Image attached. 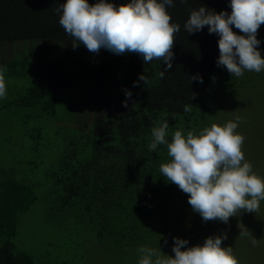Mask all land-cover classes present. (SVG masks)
I'll use <instances>...</instances> for the list:
<instances>
[{"label":"trees","instance_id":"1","mask_svg":"<svg viewBox=\"0 0 264 264\" xmlns=\"http://www.w3.org/2000/svg\"><path fill=\"white\" fill-rule=\"evenodd\" d=\"M62 2L0 0V70L6 92L10 94V86L24 78L34 80L13 99L9 96L0 109L33 107L35 116L16 114L25 119L24 135L29 141L50 142L54 133L67 141L58 159L45 170L38 165L39 160L32 161L33 167L27 170L30 176L37 174V179L8 177L0 183V236L5 239L0 244V264H38L29 252L16 249L12 240L21 216L41 196L38 189L42 185L50 186L46 195L52 192L57 196L62 208L81 206L87 212L98 209L102 214V240L116 232L130 237V230L138 228L141 220L156 218L163 206L179 202L177 185L159 172V164L170 159L166 145L147 148L151 128L166 119V139H170L177 129L195 134L209 123L222 125L226 118L221 111L223 105H215L217 95L224 93L228 84L232 94L244 92L232 85L243 78L215 64L216 34L208 33L207 26L192 33L183 28L191 9L204 5L209 10L230 11L227 0H175L174 6L166 8L170 22L180 25L173 35L172 65L166 70L158 59L144 63L135 52L114 54L100 48L91 53L82 43L73 48V38L58 23L57 8ZM123 2L113 0L115 5ZM233 31L239 32L234 27ZM256 35L261 41L257 47L264 56V23ZM35 52L39 56H33ZM160 71H164L162 77ZM140 73L145 81L138 80ZM197 73L202 82L189 80V75ZM125 89L131 91L130 97H125ZM67 91L78 95L79 100L63 109L58 107V97ZM124 100L126 103H122ZM186 103L190 105L188 112L183 110ZM59 108L67 112L64 117L58 113ZM85 108L91 119L79 117ZM43 117L54 122L48 123ZM253 117L248 114L246 122L255 132L252 141L264 144V123ZM33 118L37 124L28 126ZM217 119L221 123L215 122ZM230 120H236L238 128L241 120L237 115ZM237 128L234 131L238 132ZM39 178L47 181L40 184ZM165 190L170 191L166 200ZM254 240L264 245V240ZM243 252L253 264H264V252L253 250V245Z\"/></svg>","mask_w":264,"mask_h":264},{"label":"clouds","instance_id":"2","mask_svg":"<svg viewBox=\"0 0 264 264\" xmlns=\"http://www.w3.org/2000/svg\"><path fill=\"white\" fill-rule=\"evenodd\" d=\"M174 3L175 0H124L115 5L113 0H63L57 8L58 23L73 38V48L82 43L91 53L100 48L114 54L135 52L144 63L158 59L166 70L172 65L173 35L180 29L177 22H170L166 10ZM227 3L230 11L209 10L204 5L191 9L183 28L192 33L207 26L208 33L216 34L215 64L230 74L239 77L245 70L261 72L264 56L257 47L261 41L256 33L264 23V0ZM233 27L239 32L233 31ZM158 75L162 77L164 71ZM145 79L142 73L138 74V80ZM193 79L202 82L198 73L189 75V80ZM5 95L6 84L0 70V98ZM124 95L130 97L131 91L125 89ZM183 110L190 111V105L186 103ZM236 128V120H230L222 125L212 123L195 134L177 129L170 139H166V119L151 128L147 148L155 150L157 145H166L170 157L159 164L161 176L188 194V204L202 221L227 222L241 209L255 212L264 200V177L254 173L251 163L244 158V137L234 131ZM225 238L223 233L209 235L203 243L188 246L186 238L173 236L172 255L159 246L139 245L136 264H237L232 249L221 244Z\"/></svg>","mask_w":264,"mask_h":264},{"label":"rangeland","instance_id":"3","mask_svg":"<svg viewBox=\"0 0 264 264\" xmlns=\"http://www.w3.org/2000/svg\"><path fill=\"white\" fill-rule=\"evenodd\" d=\"M33 56H39L38 52ZM239 78L243 80L233 81L232 85L244 89L245 93L236 91L232 94L231 84H228L225 92L217 95L215 105H223L221 111L225 112L226 122L235 115L241 120L237 131L244 137L241 144L244 158L251 163L254 173L264 177V144L252 141L255 132L248 129L249 125L247 128L248 123L246 124L248 114L258 119L259 123H264V70H246ZM33 81L31 78H24L18 84L10 86L11 93L6 92V95L0 98V107L7 102L9 96L13 99L20 89L31 85ZM78 100L79 96L72 91L61 93L58 97V107L71 108ZM60 108L58 113L61 116L67 114ZM34 111L33 107L25 105L23 108L13 106L10 109H0V183L8 177L21 181L37 179V174L30 176L28 171V168L33 167L32 161L39 160L38 165L43 166L45 170V166L50 167L58 159L60 148L67 145V141H62L55 133L50 142L26 139L25 119L16 114L35 116ZM88 113L85 108L79 117L86 116L91 119V114ZM47 118L43 117L42 120L54 122L53 118ZM34 120L31 119L28 126L37 124ZM215 122L221 123L218 119ZM210 125H204L202 129ZM70 145L73 146L74 143ZM46 181L47 179L39 178L40 184ZM50 191L51 188L47 185L38 189L41 196H38L31 209L21 216L17 233L12 240L16 249L29 252L38 264H136V249L139 245L159 246L163 252L172 255L173 236L186 238L188 246H191L203 243L206 236L221 233L226 237L221 241L222 246L232 249L237 264L255 263L244 256V248L253 245V250L264 252L262 241L254 240H264V200L259 202L255 212L241 209L230 216L227 222L218 219L202 221L200 215L192 211L183 197L187 198L188 194L178 188L179 202L163 206L156 218L148 219L147 222L141 220L138 228L130 230V237L128 234L124 237L120 232H116L102 240V214L98 213V209L87 212L81 206L62 208L61 200L57 196L52 192L46 195ZM169 196L170 191H163L165 200ZM181 208L183 210L178 211ZM4 240V237L0 236V244Z\"/></svg>","mask_w":264,"mask_h":264}]
</instances>
